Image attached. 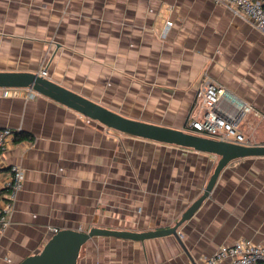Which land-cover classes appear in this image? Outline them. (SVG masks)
I'll return each instance as SVG.
<instances>
[{"label":"crops","instance_id":"0c3cea01","mask_svg":"<svg viewBox=\"0 0 264 264\" xmlns=\"http://www.w3.org/2000/svg\"><path fill=\"white\" fill-rule=\"evenodd\" d=\"M43 68L128 118L186 131L204 112L203 83L220 82L252 107L235 133L264 145V33L214 0H0V71ZM27 90L0 89V128L28 135L3 159L0 183L13 163L25 179L0 230V264L40 252L52 229L173 226L203 194L217 155L110 128ZM179 233L194 261L174 235L95 236L77 264H209L223 245L264 242V156L231 161Z\"/></svg>","mask_w":264,"mask_h":264},{"label":"water","instance_id":"95a60500","mask_svg":"<svg viewBox=\"0 0 264 264\" xmlns=\"http://www.w3.org/2000/svg\"><path fill=\"white\" fill-rule=\"evenodd\" d=\"M0 87L32 88L110 128L166 144L211 153L219 157L203 194L182 213L181 218L173 226L144 231L105 227H91L88 230L64 228L55 232L40 252L27 256L17 264H77L83 245L95 236H116L144 241L149 238L174 235L184 251L194 261L193 254L179 233V227L199 209L213 190L220 173L231 161L248 156H264V145L243 144L207 137L180 128L128 118L37 72L0 71Z\"/></svg>","mask_w":264,"mask_h":264},{"label":"built area","instance_id":"2783aa9c","mask_svg":"<svg viewBox=\"0 0 264 264\" xmlns=\"http://www.w3.org/2000/svg\"><path fill=\"white\" fill-rule=\"evenodd\" d=\"M226 5L235 15L248 19L252 24L264 33V0H214ZM173 25V21H167L166 30ZM40 74L46 76L47 69L43 68ZM1 95L10 96L20 87L0 88ZM24 89V88H23ZM27 98H33L35 91L27 88ZM201 105L204 112L195 114L190 118L191 132L214 137L223 140H231L238 143L249 144L242 134H236L235 128L242 117L252 109L245 102L239 100L220 82L207 79L200 88ZM225 100L232 103L225 104ZM16 132L9 127L0 128V173L4 169L3 159L9 143L15 139ZM234 134V138L230 134ZM7 178L0 183V230H5L10 224V213L14 209L18 192L23 186L25 174L18 164H9ZM57 232L58 229H52ZM228 259V264H264V242H254L251 239H241L231 245L221 246L211 257L207 259L209 264H218Z\"/></svg>","mask_w":264,"mask_h":264},{"label":"trees","instance_id":"16d2710c","mask_svg":"<svg viewBox=\"0 0 264 264\" xmlns=\"http://www.w3.org/2000/svg\"><path fill=\"white\" fill-rule=\"evenodd\" d=\"M27 136H28L27 134H25V135L23 134V131H20V132H16V137L15 138L21 139V138H24V137H27Z\"/></svg>","mask_w":264,"mask_h":264}]
</instances>
